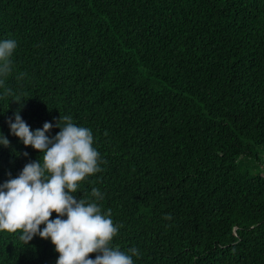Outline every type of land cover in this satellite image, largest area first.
Instances as JSON below:
<instances>
[{
    "label": "trees",
    "instance_id": "16d2710c",
    "mask_svg": "<svg viewBox=\"0 0 264 264\" xmlns=\"http://www.w3.org/2000/svg\"><path fill=\"white\" fill-rule=\"evenodd\" d=\"M7 38L0 183L43 162L8 118L68 115L100 153L74 195L103 193L134 264H264V0H0ZM21 233L0 230V264H56Z\"/></svg>",
    "mask_w": 264,
    "mask_h": 264
},
{
    "label": "clouds",
    "instance_id": "9594fccd",
    "mask_svg": "<svg viewBox=\"0 0 264 264\" xmlns=\"http://www.w3.org/2000/svg\"><path fill=\"white\" fill-rule=\"evenodd\" d=\"M17 46L14 38L0 39V85L12 71L10 58ZM7 123L12 135L43 154V162L30 161L17 176L9 174V179L0 183V230H22L21 239L26 242L36 235L50 239L59 253L56 264H134L139 249L122 251L111 246L119 226L114 224L111 210L103 212L98 203L103 193L93 188L95 200L74 195L80 181L101 171L92 130L73 123L68 115L55 125L45 122L42 128L32 130L20 110ZM54 126L60 131L51 136ZM9 144L0 131V146ZM53 212L57 215L50 219ZM90 253L97 255L91 258Z\"/></svg>",
    "mask_w": 264,
    "mask_h": 264
},
{
    "label": "rangeland",
    "instance_id": "374dc122",
    "mask_svg": "<svg viewBox=\"0 0 264 264\" xmlns=\"http://www.w3.org/2000/svg\"><path fill=\"white\" fill-rule=\"evenodd\" d=\"M262 155V157L264 158V155L263 154H261Z\"/></svg>",
    "mask_w": 264,
    "mask_h": 264
}]
</instances>
